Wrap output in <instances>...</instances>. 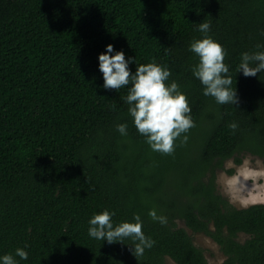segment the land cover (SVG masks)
I'll list each match as a JSON object with an SVG mask.
<instances>
[{"label":"trees","instance_id":"1","mask_svg":"<svg viewBox=\"0 0 264 264\" xmlns=\"http://www.w3.org/2000/svg\"><path fill=\"white\" fill-rule=\"evenodd\" d=\"M200 22L227 52L237 105H217L192 75ZM108 44L166 66V85L186 95L195 127L172 154L136 131L127 87H101ZM258 44L264 0H0V256L24 248L19 264H208L187 229L211 239L222 264H264V204L239 210L216 188L226 162H264V73H237L242 53L264 50ZM106 209L114 225L138 214L154 247L136 260L128 245L90 238L88 220Z\"/></svg>","mask_w":264,"mask_h":264},{"label":"clouds","instance_id":"2","mask_svg":"<svg viewBox=\"0 0 264 264\" xmlns=\"http://www.w3.org/2000/svg\"><path fill=\"white\" fill-rule=\"evenodd\" d=\"M196 24V30L203 34V38L194 39L188 46V51L198 58V62L191 68L193 77L202 85L203 95L212 97L217 105L239 104L236 86L232 87L229 65L224 62L227 52L208 35L210 23ZM257 48L264 49V45L258 44ZM132 64L136 66L135 72L130 68ZM98 70L102 73L101 87L105 91L119 92L127 87V95L123 99L128 105V114L132 117L136 131L144 137V142L152 151L172 154L175 151L174 141L195 127L187 97L180 90L179 84L175 81L167 85L165 83L172 74L166 66L155 61L138 64L136 57L129 56L126 59L123 50L117 51L113 44H108L105 51L98 55ZM238 72H242L245 77H256L258 73H264V50L242 53ZM229 127L235 132L238 124L233 122ZM127 129L126 123L116 125V131L121 136L128 135ZM187 140V135H184L182 143H187ZM228 167L235 171L231 175L225 174L222 184L230 202L239 203L243 207L264 204V192L261 191L264 188V168L252 167L247 159L239 165L229 163ZM114 215V211L107 209L94 214L88 220V236L106 241L109 245H128L136 260L154 247L155 241L142 231V221L138 214L133 216L134 222L124 221L115 225L112 220ZM148 215L162 226L168 223L167 217L158 215L155 209H151ZM16 257L27 260L28 252L24 248H16L14 254L0 256V264H19Z\"/></svg>","mask_w":264,"mask_h":264},{"label":"rangeland","instance_id":"3","mask_svg":"<svg viewBox=\"0 0 264 264\" xmlns=\"http://www.w3.org/2000/svg\"><path fill=\"white\" fill-rule=\"evenodd\" d=\"M245 159L249 160L251 166L254 168H264V162L258 158H254L250 155H246L243 158V160H245ZM229 163H232V161L226 162L224 165V170L217 173V179H216L217 192L236 209H239V210L246 209L252 205L250 204L247 207H243L239 203L230 202L229 197L224 192V188H223V184H222V178L225 174H227L226 172L228 170L234 169V168L228 167ZM234 171H235V169H234ZM248 184L251 185V181H249ZM261 191L264 192V188H262ZM258 204H260V203H258ZM255 205H257V204H255ZM177 225L179 228L186 229L185 226L183 225V223H181V222H178ZM186 231L192 237L194 245L203 251V254H204L208 264H222L225 261V256L222 254L219 247L211 239H209L208 237H206L202 234H192L187 229H186ZM248 238H249L248 236H246L244 234H240L238 236V241L243 243ZM164 263L165 264H175L169 258H165Z\"/></svg>","mask_w":264,"mask_h":264}]
</instances>
